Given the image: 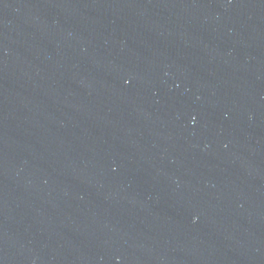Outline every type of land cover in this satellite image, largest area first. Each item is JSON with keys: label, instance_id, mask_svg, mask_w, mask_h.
I'll return each instance as SVG.
<instances>
[{"label": "water", "instance_id": "1", "mask_svg": "<svg viewBox=\"0 0 264 264\" xmlns=\"http://www.w3.org/2000/svg\"><path fill=\"white\" fill-rule=\"evenodd\" d=\"M0 264H264V0H0Z\"/></svg>", "mask_w": 264, "mask_h": 264}]
</instances>
